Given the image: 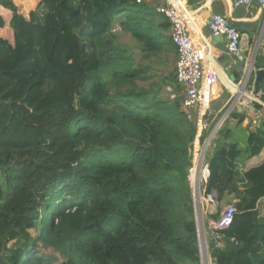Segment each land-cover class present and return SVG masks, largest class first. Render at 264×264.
<instances>
[{"label": "trees", "instance_id": "obj_1", "mask_svg": "<svg viewBox=\"0 0 264 264\" xmlns=\"http://www.w3.org/2000/svg\"><path fill=\"white\" fill-rule=\"evenodd\" d=\"M0 4L14 31V43L0 37V264H52L43 247L62 264H201L196 124L180 97L141 87L145 70L114 39L119 22L156 52L143 4L40 0L29 18L14 0ZM227 127L203 189L235 214L210 237V256L264 264V161L245 169L264 149V119L243 147Z\"/></svg>", "mask_w": 264, "mask_h": 264}, {"label": "crops", "instance_id": "obj_2", "mask_svg": "<svg viewBox=\"0 0 264 264\" xmlns=\"http://www.w3.org/2000/svg\"><path fill=\"white\" fill-rule=\"evenodd\" d=\"M14 1L18 5L19 9H21V13L26 18H29L28 15L30 14L31 10H33V7L30 6L32 0H28L29 4H26L24 2L25 0ZM33 1L36 3V6L40 2V0ZM167 1L168 0H141L139 3H142L144 8L146 9V20L147 22L151 23V26L153 28L152 35L155 36L154 39H156V44L158 46L156 52L153 54L159 52L167 53L165 58L167 60L168 66L164 72V75L168 78L173 77L176 81V85L181 89L176 78V62L178 58V51L169 35L170 23L168 19L158 11L159 7L167 5ZM179 1L187 7V14L190 17L193 36L196 39H201L203 37L209 39V41L212 42L214 62L217 69L222 75L221 82L218 85L217 94L212 98L209 109L205 116V120L208 123V129L204 133L205 136L211 130L213 131L216 129V132L213 136V143L209 151L213 150V148L218 145V142L221 139L220 131L225 125L228 126L227 128L231 129L229 141L237 142L243 147L246 145L249 131L254 130L259 125L260 121L264 119L262 111H258L255 107L257 102H252L251 99H248L247 104L244 105L242 103L245 99V95L241 97L238 95V101L233 104L232 109L235 111V108L237 107V113L245 115V120L241 124L242 126L237 125V118L230 117V115L233 113L232 109V111L226 116L224 124L221 127H216V125L220 117L223 116V111L229 106L231 99L235 95H237V88H241L244 86V83L242 82L245 81V79H248V83L244 91H253L254 93H256V76L253 75L252 77L251 71L254 67L256 70L259 69L256 67L257 56H264V33L262 35L264 26V9L260 7L257 0H253L252 4L249 6H236L233 0H203L201 2L199 0H192L191 3H189V0ZM19 3H21L22 6H25L26 8H20ZM216 13L228 17V19L235 26H237L239 31L241 32L243 39L241 45V53L244 56L243 59H239L237 55H233L228 51V40L226 36L212 34L208 21ZM11 18L12 12L0 4V20L2 21L1 23L4 24L2 27L0 23V37L9 40L11 43H14V31L9 27ZM118 26L119 22H116L113 27V32ZM8 29L10 30L7 31ZM259 45L261 46V48L258 49ZM239 61L242 62L241 65H238ZM251 62L253 64L252 67L249 68V63ZM235 65H237V67L233 68ZM232 75L235 77V79L232 77ZM169 86L172 87L171 85H168V87ZM257 94L262 95L263 99L264 80L260 82ZM252 105L256 110L252 108ZM248 126H250V129L247 130L246 128H248ZM237 128L243 133V140L240 141H243V144L238 141L231 140ZM262 161H264V149L260 155L251 158L246 163L245 169L255 166ZM206 169V177H208L209 169L208 167ZM202 185H204V183ZM202 199L205 200L204 206L202 208L206 213L205 225L207 226L209 232L211 230L212 222L214 221V219L211 218L210 214H213V212L208 211L210 208V206L208 205L211 202V205L217 203V201L212 195L207 197L204 196ZM202 203L203 201L201 202V204ZM207 212L210 213H208L207 215Z\"/></svg>", "mask_w": 264, "mask_h": 264}, {"label": "built area", "instance_id": "obj_3", "mask_svg": "<svg viewBox=\"0 0 264 264\" xmlns=\"http://www.w3.org/2000/svg\"><path fill=\"white\" fill-rule=\"evenodd\" d=\"M140 2L141 0H137ZM253 0H233L236 6H249ZM260 7L264 9V0H257ZM167 5L158 8V11L163 14L170 23L169 35L178 51V58L176 62V78L181 89L175 91L172 87H167L170 92V97H180L181 110L185 112L187 118L196 124V137L190 148L192 154L193 167L191 175L201 171L204 167H208L207 154L213 143V136L216 132L211 130L202 139L205 131L208 129V123L205 116L210 106L212 98L217 94L218 85L221 82L222 75L217 69L214 62L213 44L206 38H195L191 28L190 17L187 14V7L178 0H168ZM210 30L213 35H224L228 40V51L237 55L239 59L244 56L241 53L242 34L238 27L235 26L228 17L221 14H214L208 21ZM264 33V26L262 35ZM252 62L249 63V68L252 67ZM243 87L237 88V97L245 95L244 105L247 100L252 102L264 104L262 95L244 91L248 79L243 81ZM244 93V94H243ZM235 98V100L237 99ZM231 101L229 106L223 111L222 117L217 121L216 127H221L226 116L233 110L232 106L237 101ZM232 109V110H231ZM207 177L204 174H199L196 178V186L198 188V198L200 199V188L205 183ZM193 181V186H194ZM235 208L233 205H228L221 213L218 219L212 222L211 230L208 232L209 237L219 238L217 230L228 227L234 218ZM197 220V219H196ZM198 225V224H197ZM199 233V232H198ZM200 245V241H199ZM201 250V249H200ZM208 262V261H207ZM202 264V256H201ZM207 264V263H205Z\"/></svg>", "mask_w": 264, "mask_h": 264}, {"label": "rangeland", "instance_id": "obj_4", "mask_svg": "<svg viewBox=\"0 0 264 264\" xmlns=\"http://www.w3.org/2000/svg\"><path fill=\"white\" fill-rule=\"evenodd\" d=\"M24 2L26 4H29L28 0H25ZM19 4H20L19 5L20 8L25 7V6H22L21 3H19ZM30 6H32L33 10H34L36 8V3L32 0ZM27 7H29V6H27ZM24 10H26V9H24ZM1 22L2 21L0 20V23ZM3 25H2V27H3ZM9 27L12 29V27L10 25H9ZM9 30L10 29H8L7 31H9ZM114 34H115V38H114L115 42L119 46L124 48L126 53H128L132 57L133 67L134 68H141V69L145 70V72L142 73V79L138 80V83L141 85V87L146 88V89H153L154 91H158L165 98L170 97V92L167 90V87H168V85H171L172 87H176V81L174 80L173 77L168 78L164 75V72L168 66L167 60L165 58L167 53L159 52L156 54H148L147 52L143 51L140 48L139 42L128 31L123 29L121 24H119V26L115 28ZM259 48H261L260 45L258 46V49ZM236 97H237V95H235L231 99V101L235 100ZM236 108H235V111L233 110V112H237ZM261 111H262V114L264 116V109ZM250 126H248V128H246V129L247 130L250 129ZM237 129L235 130V134L231 140L240 142L241 140H243V133L241 132V130L238 129L239 130L238 131ZM240 143L243 144V141ZM201 173L206 175V173H207L206 167H204L203 171H201L200 168H198L197 172L193 173L195 184H194V186H192L193 200H194V212H195V217L197 219V224H198L199 241L201 243L200 252H201V256H202V264H205V263L216 264L212 260V258L210 256V252H209L210 237L208 235V228L205 225L206 213L204 212V209L202 208L204 206V202H205V200L202 199L205 196L203 194V191H204L203 185H201V188H200L201 197L199 199L198 198V188H197L196 182H195L196 178H198L199 174H201ZM192 183H193V180H192ZM202 201H203V203L201 204ZM211 203L208 205V206H210L208 211L213 212V214L216 213L218 210H220V215H221V213L224 211V209L228 206V204H225V203L222 204L221 206L218 205V203H214L212 205H211ZM199 208H200V210H199ZM210 212H207V215ZM210 215H212V214H210ZM42 251H44L47 255L50 256V258H52V260H53L52 264H62V262H63L62 257L53 249L48 248V247H43Z\"/></svg>", "mask_w": 264, "mask_h": 264}, {"label": "water", "instance_id": "obj_5", "mask_svg": "<svg viewBox=\"0 0 264 264\" xmlns=\"http://www.w3.org/2000/svg\"><path fill=\"white\" fill-rule=\"evenodd\" d=\"M242 62L239 61L238 65H241ZM237 67V65H235L233 68ZM231 72V70H230ZM232 74V73H231ZM253 75L256 76V93L259 90V84L262 80H264V68H259V69H255V67L253 68V70L251 71V76L253 77ZM232 77L235 79V77L232 75ZM252 108L255 109V107L252 105ZM256 110V109H255Z\"/></svg>", "mask_w": 264, "mask_h": 264}, {"label": "bare ground", "instance_id": "obj_6", "mask_svg": "<svg viewBox=\"0 0 264 264\" xmlns=\"http://www.w3.org/2000/svg\"><path fill=\"white\" fill-rule=\"evenodd\" d=\"M179 1V0H178ZM196 182V181H195ZM199 210H200V208H199ZM201 225V224H200ZM200 245H201V243H200ZM208 260V259H207Z\"/></svg>", "mask_w": 264, "mask_h": 264}]
</instances>
